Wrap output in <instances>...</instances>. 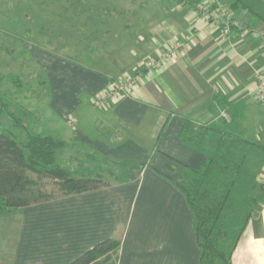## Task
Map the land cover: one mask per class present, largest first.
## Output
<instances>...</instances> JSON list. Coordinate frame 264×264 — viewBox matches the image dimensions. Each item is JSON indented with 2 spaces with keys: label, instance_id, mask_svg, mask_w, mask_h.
I'll return each mask as SVG.
<instances>
[{
  "label": "crops",
  "instance_id": "crops-1",
  "mask_svg": "<svg viewBox=\"0 0 264 264\" xmlns=\"http://www.w3.org/2000/svg\"><path fill=\"white\" fill-rule=\"evenodd\" d=\"M145 5L155 15L138 17L131 33L125 27L115 33L109 49L102 42L96 46L88 55L93 66L31 47L50 86V111L38 135L64 142L58 165L74 172L71 162L78 160L87 170L92 159L110 167L125 164L127 182L0 213V264H70L107 239L120 242L116 264H200L193 215L175 185L185 183L183 166L201 169L209 147L192 148L182 141V132L191 116L198 124H216L217 98L235 102L248 93L245 75L248 63L260 60L259 45L249 36L221 40L192 7L176 0ZM123 39L128 46H120ZM172 40L183 42L176 62L144 72L130 93L105 108L94 106L99 92L161 54ZM207 104L213 110L204 112ZM231 264H264V199Z\"/></svg>",
  "mask_w": 264,
  "mask_h": 264
},
{
  "label": "rangeland",
  "instance_id": "rangeland-1",
  "mask_svg": "<svg viewBox=\"0 0 264 264\" xmlns=\"http://www.w3.org/2000/svg\"><path fill=\"white\" fill-rule=\"evenodd\" d=\"M153 1L0 0V133H11L21 142H25L26 128L33 134L42 135L39 133V129L46 125L44 118L50 111L48 105L50 86L44 71L31 55V47L42 48L54 54L72 58L77 63L85 62L93 66L95 64L89 59L91 57L89 52L97 49L96 46L102 45L101 42L105 44L106 49L112 47L115 33H120L124 27L127 30L132 28L130 33L132 30H137L138 17L146 14L155 15L152 14L153 11L151 12L152 7L145 5V3L153 4ZM201 2L209 5L211 0H200ZM224 2L229 8L232 0H224ZM243 8L252 11L255 18L247 17L245 11L242 13ZM238 11L240 12L231 13L234 20L241 26L242 32L236 38L243 39L247 36L253 38L254 43L259 45L260 60L248 63V74L246 73L247 67L244 66L246 63L242 61L244 66L242 73H246L245 76H248L251 86L248 93L244 94V91V96L240 98L241 95H239L238 100L234 102L233 108L239 115L238 119L231 122L229 109L219 105L220 98L215 101L216 107H219L214 109L213 114L217 120L216 124L210 125L207 122L198 124V120L192 119L191 116V120L188 122L187 137L192 139L196 145L202 141L200 148L207 149L209 147L207 150L209 154L212 152V141L225 131L230 130L248 141L264 145V111L257 101L259 95L256 94L258 83L263 82L264 84V33L262 36L255 34L257 31L264 32V26L261 28L259 21L256 20H264V0H239ZM194 15L196 16L195 12ZM196 17L199 20V16ZM212 28L219 33L222 40L216 26L213 25ZM233 36L235 35H230L228 39ZM176 41L183 43L180 40ZM123 42L120 43V46H128L130 41L123 39ZM171 43L167 42L164 51L160 52L161 55L169 51ZM120 56L122 57V55ZM178 56L176 55L173 63L176 62ZM152 59L159 60L160 57L158 55ZM146 61L148 60L144 59L141 63ZM169 64H165V67ZM255 72L256 76H254ZM134 73L133 71L122 73L116 78L115 83L127 75L134 76ZM111 84L110 86H115L114 83ZM110 86L94 97L93 104L98 109H103L122 97V92L114 97L113 91L109 89ZM96 103L99 105L97 106ZM208 106L209 109H207ZM212 106V104H207L203 111H210V107L213 110ZM222 112L228 116V123L220 117ZM15 121H17L16 124H14ZM231 123L232 127H230ZM91 161H93V165H89L90 169L88 170L82 169L81 160L71 162L75 167V171L70 172L71 176L78 179L101 174L103 180L108 184H115L122 178L123 169L105 166L96 159ZM62 162H66L64 157ZM28 175L37 180L36 174L28 173ZM39 182L44 191L55 196L65 193L56 182L50 179L41 178ZM262 197L264 199V196ZM257 208L258 206L256 210Z\"/></svg>",
  "mask_w": 264,
  "mask_h": 264
},
{
  "label": "trees",
  "instance_id": "trees-1",
  "mask_svg": "<svg viewBox=\"0 0 264 264\" xmlns=\"http://www.w3.org/2000/svg\"><path fill=\"white\" fill-rule=\"evenodd\" d=\"M176 2L193 9L198 0ZM229 9L231 13H236L239 10V0H232ZM241 11H245L247 17L255 18L249 9L243 8ZM256 20L260 26H264V20ZM240 32L242 31L235 28L230 29V35L239 36ZM219 103L229 109L231 122L239 118L233 108L234 102L220 100ZM16 123L17 121L14 124ZM166 127L167 122L158 134L156 146ZM187 130L188 121L182 132V141L196 150L200 149L202 141L194 144L187 137ZM211 146L212 152L207 155L201 169L194 170L183 166L180 174L185 183H177L175 186L184 195L193 215L200 264H231V257L241 234L255 215L256 207L264 196V145L248 141L230 130L212 141ZM63 147V141L51 136L33 134L28 128L25 142H21L11 133H0V213L113 185L106 183L101 174L73 178L56 161L57 153ZM112 166L123 169L122 178L115 184L126 183L127 165ZM28 173L36 174L37 180ZM41 178L56 182L65 193L55 196L44 191L39 182ZM119 247V240L107 239L70 264H91L96 261L116 264Z\"/></svg>",
  "mask_w": 264,
  "mask_h": 264
},
{
  "label": "built area",
  "instance_id": "built-area-1",
  "mask_svg": "<svg viewBox=\"0 0 264 264\" xmlns=\"http://www.w3.org/2000/svg\"><path fill=\"white\" fill-rule=\"evenodd\" d=\"M193 11L196 13V16H199V20L204 24L211 26H216L217 30L220 32L222 38L228 39L230 36V29L235 28L240 30L241 26L238 24L234 17L232 16L228 7H226L220 0H211V3L208 5L203 2H199L193 8ZM262 28V26H261ZM260 30V28H259ZM263 31H257L255 34L262 36ZM172 43L169 45V51L166 54H159L160 59H150L146 62L139 64L138 68L134 71V76H125L121 81L114 82L113 86H110V91H113L114 97L116 94L122 92V97L131 92V90L139 84L142 78L143 71L156 72L165 68V64L173 63L176 55H179V50L182 48L183 43H180L176 40H172ZM256 76V72L254 74ZM112 85V84H111ZM256 94L259 95L257 101L261 104L264 111V84L263 82L258 83L256 88ZM109 91V92H110ZM120 98V97H119ZM98 106L99 104L96 103ZM220 117L228 123L229 119L225 112H222Z\"/></svg>",
  "mask_w": 264,
  "mask_h": 264
}]
</instances>
